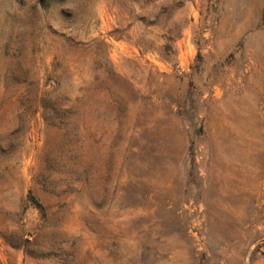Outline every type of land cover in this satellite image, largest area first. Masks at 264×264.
<instances>
[{
    "label": "rangeland",
    "instance_id": "obj_1",
    "mask_svg": "<svg viewBox=\"0 0 264 264\" xmlns=\"http://www.w3.org/2000/svg\"><path fill=\"white\" fill-rule=\"evenodd\" d=\"M264 258V0H0V264Z\"/></svg>",
    "mask_w": 264,
    "mask_h": 264
},
{
    "label": "crops",
    "instance_id": "obj_2",
    "mask_svg": "<svg viewBox=\"0 0 264 264\" xmlns=\"http://www.w3.org/2000/svg\"><path fill=\"white\" fill-rule=\"evenodd\" d=\"M255 264H264V258L260 259L258 262H256Z\"/></svg>",
    "mask_w": 264,
    "mask_h": 264
}]
</instances>
